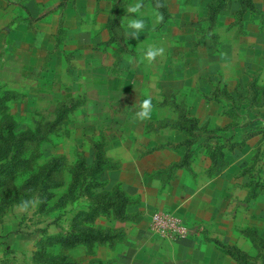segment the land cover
I'll return each mask as SVG.
<instances>
[{
    "label": "rangeland",
    "instance_id": "1",
    "mask_svg": "<svg viewBox=\"0 0 264 264\" xmlns=\"http://www.w3.org/2000/svg\"><path fill=\"white\" fill-rule=\"evenodd\" d=\"M160 1L164 21L144 0L133 38L135 0H0V264H236L219 244L260 262L264 0ZM150 45L165 54L138 62ZM147 97L152 118L134 119ZM8 123L32 135L12 174L2 172ZM196 170L211 182L205 201L179 185ZM115 193L124 214L91 220L98 195ZM22 200L34 204L21 211ZM156 214L181 217L188 235H158ZM75 227L101 241H57Z\"/></svg>",
    "mask_w": 264,
    "mask_h": 264
},
{
    "label": "trees",
    "instance_id": "2",
    "mask_svg": "<svg viewBox=\"0 0 264 264\" xmlns=\"http://www.w3.org/2000/svg\"><path fill=\"white\" fill-rule=\"evenodd\" d=\"M241 1V0H240ZM157 0H154V3L156 4ZM249 2V0H248ZM160 3L163 4V1H160ZM252 6H250L251 8ZM163 7L160 9L162 10ZM252 89H254L252 87ZM21 134V133H20ZM32 138V135L22 133V135L16 134L15 129L13 127V124L8 123V126L3 131L1 135V141L3 142V149L6 152V156L4 158V164H3V171L5 173H14L21 165V153L24 149L23 143L25 141H29ZM1 151V152H4ZM8 155V157H7ZM77 168V165L75 166V170ZM103 157L100 154V151H96L95 156V162L93 164V168L90 172V177L92 180L96 179L97 175H99L103 170ZM77 174L75 176H78V172L75 171ZM76 194V190L74 189V195ZM99 196V202L96 200L95 206H91L92 213L90 214V219L94 220L97 218L100 214L96 216V211L101 210V214L107 213L109 209H113V212L117 216H122L124 214V207H126V197L124 194L121 193H115L113 200L110 199V197L105 195H98ZM115 201H117V204H115ZM92 202V201H91ZM95 214V215H94ZM98 233H96L95 230H93V227L91 228H78L75 227V229H71L70 231L66 232L63 236H61L57 241L60 244H64L67 247H73L77 244H84L90 246L95 241L100 242ZM253 245L256 247L257 244L255 241L252 240ZM62 246V245H61ZM219 246L222 248L223 252L228 254L233 261H235L236 264H264V255L262 256L259 263H250L247 260V257L236 247H227V246ZM52 259H56L58 261H61L63 259V255H50ZM59 257V258H56ZM63 264H68L65 262V260H62Z\"/></svg>",
    "mask_w": 264,
    "mask_h": 264
},
{
    "label": "clouds",
    "instance_id": "3",
    "mask_svg": "<svg viewBox=\"0 0 264 264\" xmlns=\"http://www.w3.org/2000/svg\"><path fill=\"white\" fill-rule=\"evenodd\" d=\"M145 7L144 0H135V3L127 7V13L131 14V17L127 19L126 28L131 31L127 33L128 36L133 38H138L140 33H142L146 28L145 20L142 17V9ZM163 7V4L160 3V0H157L155 6L152 9V16L157 24L164 21V15L160 11ZM165 50L162 47H156L153 45L148 46L143 56L138 62H143L147 60L149 63L156 60L157 57L163 56ZM131 59V58H130ZM138 111L135 112L134 119L139 121H147L152 118L153 113V102L151 97H147L142 100L138 105ZM34 204L33 200H22L18 205V208L21 211H27Z\"/></svg>",
    "mask_w": 264,
    "mask_h": 264
},
{
    "label": "crops",
    "instance_id": "4",
    "mask_svg": "<svg viewBox=\"0 0 264 264\" xmlns=\"http://www.w3.org/2000/svg\"><path fill=\"white\" fill-rule=\"evenodd\" d=\"M0 17H2V12L0 13ZM264 87V86H263ZM260 92H263V94H264V88H262L261 89V91ZM261 99H263V97L261 96ZM261 99H256V100H258V101H261ZM255 102H257V101H253L252 100V102H251V106H252V109H254V110H256L257 108H256V103ZM255 103V104H254ZM253 104V105H252ZM256 125V126H258V124H259V122H258V120H255L254 122H253V124L252 125ZM251 125V126H252ZM256 126H252V128H255ZM254 133H256V131H251L250 133H247L248 135L247 136H254L255 134ZM247 136L245 137V139L247 138ZM236 143V142H235ZM238 146V145H237ZM223 148H224V146H223ZM185 176V175H184ZM194 177H195V179H193L192 180V176H191V178L190 179H187V177L185 176V179H183V182H182V184H179L181 187L180 188H182V187H186V186H189V187H191L192 189H193V191H195V195L196 194H198V196H201L200 198H202V200H204L205 201V195H206V193L204 192L205 191V189H203V188H209L210 186H211V182H210V180H208V179H206L205 177H204V175H203V172H201L200 170H196V172H195V175H194ZM147 185L149 186V187H152L150 184H146L145 186H144V189L145 190H147ZM188 187V188H189ZM192 191V192H193ZM152 192H153V190H152ZM193 194V193H192ZM141 195H142V193H141ZM212 198H215L214 196L212 197ZM200 202H202L201 200H200ZM146 206H145V204H143V203H139V204H134V208H137L138 210H141V209H143V208H145ZM99 218H102V217H100V215L98 216ZM181 218V217H180ZM194 238H196L195 236H193V235H191L189 238H186V239H184V240H192V239H194ZM184 240H182L181 242H182V244H187V243H185V241ZM197 244V243H196ZM194 245H195V243H194ZM187 248H189V245H188V247ZM191 248H193V247H191ZM196 248V247H195ZM194 252V251H193ZM97 262H99L100 260L99 259H97L96 260Z\"/></svg>",
    "mask_w": 264,
    "mask_h": 264
},
{
    "label": "built area",
    "instance_id": "5",
    "mask_svg": "<svg viewBox=\"0 0 264 264\" xmlns=\"http://www.w3.org/2000/svg\"><path fill=\"white\" fill-rule=\"evenodd\" d=\"M154 232L168 238H185L188 230L179 217L173 214H156L152 219Z\"/></svg>",
    "mask_w": 264,
    "mask_h": 264
}]
</instances>
